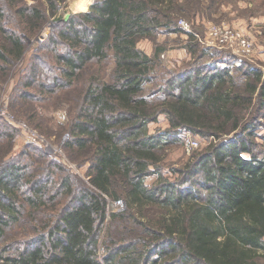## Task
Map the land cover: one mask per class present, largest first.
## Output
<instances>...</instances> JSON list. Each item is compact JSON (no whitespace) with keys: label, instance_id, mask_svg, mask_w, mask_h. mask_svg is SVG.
I'll return each instance as SVG.
<instances>
[{"label":"trees","instance_id":"trees-1","mask_svg":"<svg viewBox=\"0 0 264 264\" xmlns=\"http://www.w3.org/2000/svg\"><path fill=\"white\" fill-rule=\"evenodd\" d=\"M59 2L44 0L50 12ZM15 10L33 31L45 19L34 6ZM177 11V0H93L49 37L59 70L52 86L69 87L92 63L113 61L110 81L93 73L80 116L68 128V144L91 151V187L80 188L43 233L7 241L18 197L36 203L48 192L31 181L16 191L21 170L1 166L0 264H264V149L244 110L257 85L248 82L240 90L229 67L214 62L165 78L161 49L149 56L138 41L180 33ZM0 31L6 64L22 55L23 43L4 28L2 13ZM188 38L187 52L200 55L194 36ZM254 75L262 105L264 85ZM158 82L154 102L144 90ZM159 115L169 127L149 134L148 124ZM184 131L218 141L193 151L175 181L158 175L145 185L151 166L160 172L156 151ZM112 201H124L125 208L111 210Z\"/></svg>","mask_w":264,"mask_h":264},{"label":"rangeland","instance_id":"rangeland-1","mask_svg":"<svg viewBox=\"0 0 264 264\" xmlns=\"http://www.w3.org/2000/svg\"><path fill=\"white\" fill-rule=\"evenodd\" d=\"M92 1L60 0L54 12H50L44 0H0L4 28L19 36L23 43V52L18 59L6 64L0 61V167L9 164L21 170L23 181L16 185V191L18 188L21 191L22 186L27 184V187L31 181L43 185L48 192V197L37 199L36 203H31L24 195L18 197L17 218L6 233L7 241L24 240L43 233L40 231L53 223L78 190L91 187V151L69 145L68 128L80 116L82 96L93 73H97L102 81H110L113 61L92 63L72 80L71 86L60 89L52 86V79L59 70L53 59L54 45L48 39L69 15L87 11ZM177 2V24L182 31L158 33L155 39L141 38L138 47L149 56L161 49L158 60L165 78L171 73L186 72L191 67L214 62L219 67H229L240 90L248 82H254L257 93L252 103L244 107L245 119L253 126L254 140L264 149V103L260 105L261 100L256 98L260 83L257 84L254 75L263 86L264 0ZM22 5L45 12V19L36 30L29 29L16 14L15 8ZM181 21L188 26L181 25ZM209 25L220 27V33L210 36ZM2 34L0 31V47L5 45ZM190 34L200 46L201 54L196 57L186 49ZM239 39L245 41L246 48L242 49ZM243 71L248 72L246 79ZM161 85L162 82L147 84L144 94H150L149 100L157 102ZM168 127L165 115H159L147 126L149 134L162 133ZM186 139L196 142L189 152L184 143ZM217 141L190 131H184L180 138L169 139L161 150L156 151L160 172L151 166L153 171L144 179L145 185L156 183L158 175L175 181L179 177L178 169L193 151H202ZM50 195L54 199L48 201ZM124 208V201L110 203L113 211Z\"/></svg>","mask_w":264,"mask_h":264},{"label":"built area","instance_id":"built-area-1","mask_svg":"<svg viewBox=\"0 0 264 264\" xmlns=\"http://www.w3.org/2000/svg\"><path fill=\"white\" fill-rule=\"evenodd\" d=\"M180 24L183 25V26H188V24L185 23L184 21H181ZM220 31H221L220 27H218L216 25H209L207 27V32L212 37L217 36L220 33ZM239 43L242 45V49L247 47V45H246L244 40L239 39ZM190 140L191 139L184 140V143H185V146H186L188 152L190 150H192L194 148V146L196 145V142H192Z\"/></svg>","mask_w":264,"mask_h":264}]
</instances>
